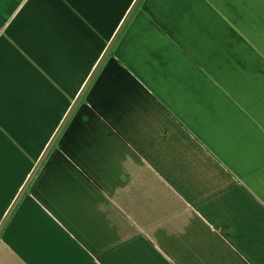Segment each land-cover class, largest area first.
<instances>
[{"label":"crops","instance_id":"crops-1","mask_svg":"<svg viewBox=\"0 0 264 264\" xmlns=\"http://www.w3.org/2000/svg\"><path fill=\"white\" fill-rule=\"evenodd\" d=\"M0 156V264H264V0H0Z\"/></svg>","mask_w":264,"mask_h":264},{"label":"rangeland","instance_id":"rangeland-1","mask_svg":"<svg viewBox=\"0 0 264 264\" xmlns=\"http://www.w3.org/2000/svg\"><path fill=\"white\" fill-rule=\"evenodd\" d=\"M141 0H139V2H140ZM114 94L116 95V93L114 92ZM121 97L122 98H129L128 97V92L126 91V88H123V91L121 92ZM130 98H134L133 96H131ZM140 99H142L141 97H140ZM139 99V97H137V100H140ZM135 100V99H134ZM260 254H262L263 255V253H260V252H253L252 253V258L253 259H259V256L261 257L262 255H260ZM262 257H264V255L262 256ZM258 262V261H257Z\"/></svg>","mask_w":264,"mask_h":264},{"label":"snow or ice","instance_id":"snow-or-ice-1","mask_svg":"<svg viewBox=\"0 0 264 264\" xmlns=\"http://www.w3.org/2000/svg\"><path fill=\"white\" fill-rule=\"evenodd\" d=\"M7 164L8 161L3 156H0V171H3Z\"/></svg>","mask_w":264,"mask_h":264}]
</instances>
